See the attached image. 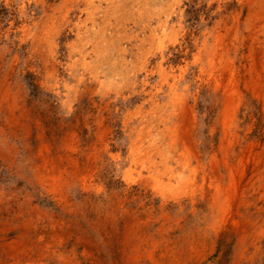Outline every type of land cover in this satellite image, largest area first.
Here are the masks:
<instances>
[{"label":"rangeland","instance_id":"obj_1","mask_svg":"<svg viewBox=\"0 0 264 264\" xmlns=\"http://www.w3.org/2000/svg\"><path fill=\"white\" fill-rule=\"evenodd\" d=\"M0 264H264V0H0Z\"/></svg>","mask_w":264,"mask_h":264},{"label":"bare ground","instance_id":"obj_2","mask_svg":"<svg viewBox=\"0 0 264 264\" xmlns=\"http://www.w3.org/2000/svg\"><path fill=\"white\" fill-rule=\"evenodd\" d=\"M122 6V5H121ZM154 15V14H153ZM150 18H151V16H150ZM142 26V25H141ZM144 26V25H143ZM151 27V26H150ZM144 29V28H143ZM143 31V30H142ZM145 34V33H144ZM124 49V48H123ZM164 168V167H163ZM171 171V170H170ZM35 261V260H34Z\"/></svg>","mask_w":264,"mask_h":264}]
</instances>
